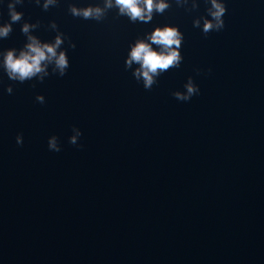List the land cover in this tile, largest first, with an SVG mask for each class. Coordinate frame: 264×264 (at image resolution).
<instances>
[{"label":"water","instance_id":"1","mask_svg":"<svg viewBox=\"0 0 264 264\" xmlns=\"http://www.w3.org/2000/svg\"><path fill=\"white\" fill-rule=\"evenodd\" d=\"M169 2L149 23L68 11L101 0L17 5L0 51L24 46L25 21L53 41L55 21L70 67L42 83L0 69V264H264V0H225V27L207 36L193 27L205 0L192 12ZM164 25L183 33V60L146 90L125 58ZM189 77L199 94L178 101Z\"/></svg>","mask_w":264,"mask_h":264},{"label":"clouds","instance_id":"2","mask_svg":"<svg viewBox=\"0 0 264 264\" xmlns=\"http://www.w3.org/2000/svg\"><path fill=\"white\" fill-rule=\"evenodd\" d=\"M37 5L42 6L47 11L50 6H57L59 0H34ZM24 0H8L7 9L10 17L9 22L0 24V39H6L13 31V24L23 20V13L17 11V5H23ZM178 7H182L187 12L195 11L199 8V0H175ZM209 6L206 8V15L199 16L193 20V27L200 28L202 33L219 32L225 27L224 17L227 13L225 0H205ZM169 0H101V3L89 4L85 7H78L70 3L68 11L73 17L84 20H94L102 22L109 11L116 10L117 16H125L132 23H149L154 15L163 14L170 8ZM40 27L39 21L36 23L23 22L21 32L26 37V43L19 50L16 48L0 51V69L12 81L24 83L32 79H37L41 83L49 75H59L63 77L70 67L67 50L62 46L66 37L59 31L55 21L49 23L48 28L57 34L51 42H44L33 32ZM183 33L177 26L164 25L157 26L143 37H138L125 58V69L131 70L132 76L137 82H142L146 90H151L164 72L171 68H178L181 65L183 56L181 47ZM155 46V47H154ZM68 47L75 48V43L68 41ZM199 69L197 72L199 73ZM211 72V69H208ZM184 91H175L172 95L181 102H188L195 95L199 94V87L189 77L184 84ZM8 94L13 92L9 85L6 89ZM36 101L43 104L45 97L37 95ZM73 135L69 138V143L78 145V140L82 135L79 128L73 127ZM16 143L23 144V136L17 135ZM50 151H61L58 138L53 135L48 139Z\"/></svg>","mask_w":264,"mask_h":264}]
</instances>
